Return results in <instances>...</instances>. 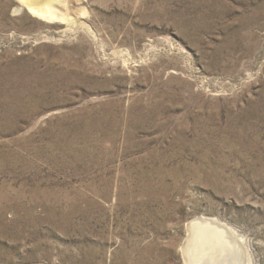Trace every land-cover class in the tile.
Segmentation results:
<instances>
[{
  "label": "rangeland",
  "instance_id": "rangeland-1",
  "mask_svg": "<svg viewBox=\"0 0 264 264\" xmlns=\"http://www.w3.org/2000/svg\"><path fill=\"white\" fill-rule=\"evenodd\" d=\"M39 3L0 0V264H190L203 222L264 264V0Z\"/></svg>",
  "mask_w": 264,
  "mask_h": 264
},
{
  "label": "bare ground",
  "instance_id": "bare-ground-1",
  "mask_svg": "<svg viewBox=\"0 0 264 264\" xmlns=\"http://www.w3.org/2000/svg\"><path fill=\"white\" fill-rule=\"evenodd\" d=\"M18 1L21 6L25 8L29 14H31V16L38 17L44 21L52 22L54 20L57 21V19H65V14L62 13L63 9H61L60 12H57L53 9V6H44V4L39 3L40 0ZM56 1L61 2V0ZM197 222L199 221H196V223ZM224 230L225 228H221L210 222H203L200 225L197 224L192 226L189 235L190 239L188 241V248L185 250V255L189 263L226 264L228 261V264H230V262L231 264H236L237 261H241L242 259L239 257L240 252L238 250L239 245L237 244L239 242L235 241L236 239H232L228 234L229 232L227 233Z\"/></svg>",
  "mask_w": 264,
  "mask_h": 264
}]
</instances>
